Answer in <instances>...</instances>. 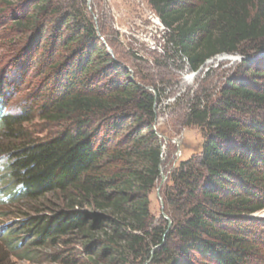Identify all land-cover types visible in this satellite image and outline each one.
Segmentation results:
<instances>
[{"label": "trees", "instance_id": "1", "mask_svg": "<svg viewBox=\"0 0 264 264\" xmlns=\"http://www.w3.org/2000/svg\"><path fill=\"white\" fill-rule=\"evenodd\" d=\"M147 1L168 60L197 72L241 58L214 103L189 108L185 126L204 143L170 174L168 219L151 215L150 198L161 180L154 125L163 92L148 91L109 53L114 43L101 40L89 0H0L2 31L24 54L18 67L49 83L18 114L0 92V160H8L0 193L9 208L56 198L27 226L35 245L77 244V264H252L263 224L253 215L264 211V0ZM32 117L59 133L32 139Z\"/></svg>", "mask_w": 264, "mask_h": 264}, {"label": "rangeland", "instance_id": "2", "mask_svg": "<svg viewBox=\"0 0 264 264\" xmlns=\"http://www.w3.org/2000/svg\"><path fill=\"white\" fill-rule=\"evenodd\" d=\"M89 7L101 40L109 39L114 43L113 48H108L109 53L130 71L132 78L143 79L148 91L156 94L155 85L163 92V98L156 106L154 125L162 143L161 180L150 198L151 215L156 219L162 215L166 218L162 201L172 170L182 161L200 154L204 143L200 129L185 126L189 108L197 99L203 105L208 101L214 103L224 85L239 71L241 58L230 56L210 60L199 71L193 72L165 57L166 31L147 0H92ZM2 29L0 22V92L8 105L7 113L18 114L21 107L29 106L30 101L41 100L49 83L34 68L27 73L18 67L17 61L24 58L21 57L24 54L12 52L13 44ZM32 118V124L25 128L32 134V139L40 141L59 133L57 126H47L36 117ZM5 141L0 132V143ZM7 162L6 158L0 160V177ZM6 197L2 192L0 264H77L79 255L84 253L77 244L65 246L58 241H48L35 245L39 239L27 226L31 218L46 215L60 205L56 198L46 197L9 208L10 199ZM253 218L264 224V211ZM263 224L254 232L261 246L252 264H264Z\"/></svg>", "mask_w": 264, "mask_h": 264}, {"label": "water", "instance_id": "3", "mask_svg": "<svg viewBox=\"0 0 264 264\" xmlns=\"http://www.w3.org/2000/svg\"><path fill=\"white\" fill-rule=\"evenodd\" d=\"M91 1H92V0H89V5H90ZM109 52H110V51H109ZM110 53H111V52H110ZM262 56H264V54H263ZM159 136H160V135H159ZM161 138L164 139V140L167 139L166 137H161ZM175 142H176V143H179L178 140H175ZM177 155H178V154H177ZM160 168H161V167H160ZM160 171H161V169H160ZM162 206H163L162 211H164V201H162ZM166 219H168V218L166 217Z\"/></svg>", "mask_w": 264, "mask_h": 264}, {"label": "clouds", "instance_id": "4", "mask_svg": "<svg viewBox=\"0 0 264 264\" xmlns=\"http://www.w3.org/2000/svg\"><path fill=\"white\" fill-rule=\"evenodd\" d=\"M24 186L21 184L20 186H19V188H23ZM19 190V189H18Z\"/></svg>", "mask_w": 264, "mask_h": 264}]
</instances>
